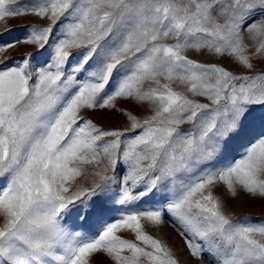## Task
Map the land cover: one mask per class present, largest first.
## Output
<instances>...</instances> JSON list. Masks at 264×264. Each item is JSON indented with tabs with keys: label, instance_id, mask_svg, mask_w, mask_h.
<instances>
[{
	"label": "snow or ice",
	"instance_id": "1",
	"mask_svg": "<svg viewBox=\"0 0 264 264\" xmlns=\"http://www.w3.org/2000/svg\"><path fill=\"white\" fill-rule=\"evenodd\" d=\"M8 2L0 19L50 23L0 44L37 49L15 66L0 60V264H179L145 231L166 217L198 261L264 264V223L234 221L213 195L222 185L264 198V0ZM118 99L152 108L129 117L135 136L82 115ZM85 165L100 181L70 192ZM92 224L103 228L88 235Z\"/></svg>",
	"mask_w": 264,
	"mask_h": 264
},
{
	"label": "rangeland",
	"instance_id": "2",
	"mask_svg": "<svg viewBox=\"0 0 264 264\" xmlns=\"http://www.w3.org/2000/svg\"><path fill=\"white\" fill-rule=\"evenodd\" d=\"M35 2L36 0H9L7 6L14 8L20 5H31ZM49 23V21L42 20L33 14L4 17L0 19V44H6L14 40L23 41L32 27H46ZM36 50L34 45L23 42L17 43L14 48L7 49L4 53H0V60L8 66H15L20 63L21 57L34 53ZM73 51H75V49H73ZM185 55H187L189 59H194L201 63H216L228 70L238 73L245 71L243 68L236 67L229 60L209 57L207 54L201 55L194 50H188ZM259 67V64H257V69H259ZM149 86L155 87V85L145 84L146 88ZM175 87L176 85H174V88ZM176 90L183 91V86L176 88ZM195 99L204 102L203 98L195 97ZM116 104V109H88L83 111L82 115L91 120L102 130H128L126 132L127 136H135L139 133L140 129H136L135 131L131 130L132 120L129 117L134 116L137 120L142 122L144 118L152 114V108L147 104L140 105L123 99H118ZM180 127L182 131H186L190 128V125L186 123ZM106 139L111 138L109 137ZM95 171L96 169H94L93 166H83V174L76 178L75 182L70 187V192L75 191L77 188L89 189L93 187L95 183L99 182L100 178L94 174ZM213 195L220 197L224 201L226 206L225 210L234 221L244 217L246 220L264 223V198H253L243 192L233 198L222 185L213 189ZM114 206L120 208L121 211L113 212L112 216L114 218H119L124 209L119 204H115ZM87 228L91 229L88 235H92L101 230L103 225L92 224L87 226ZM70 230L81 234H84L86 231V229L83 228H70ZM145 231L155 239L161 240L166 244L167 247L171 249L173 256L179 261V264H207L206 260L202 262L190 256L184 239L180 236L177 228L169 218L166 217L164 223L159 226H146ZM117 235L123 239L135 241V234L131 231L121 230L117 232ZM135 242L139 243L138 241ZM90 264H113V262L104 255H97Z\"/></svg>",
	"mask_w": 264,
	"mask_h": 264
}]
</instances>
